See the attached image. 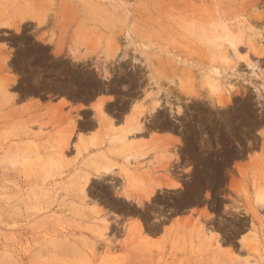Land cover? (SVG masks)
Here are the masks:
<instances>
[{
    "label": "rangeland",
    "instance_id": "1",
    "mask_svg": "<svg viewBox=\"0 0 264 264\" xmlns=\"http://www.w3.org/2000/svg\"><path fill=\"white\" fill-rule=\"evenodd\" d=\"M0 264H264V0H0Z\"/></svg>",
    "mask_w": 264,
    "mask_h": 264
},
{
    "label": "crops",
    "instance_id": "2",
    "mask_svg": "<svg viewBox=\"0 0 264 264\" xmlns=\"http://www.w3.org/2000/svg\"><path fill=\"white\" fill-rule=\"evenodd\" d=\"M101 101H103V102H107V104L108 103H110V101H106V100H101ZM99 102H100V100H99ZM141 132H145V133H147L148 134V136L146 137V138H151V139H156V140H159V139H169V138H171L169 135H168V133H165V132H160V131H158V132H156V131H153V129H151V128H147L146 129V131H144L143 129L141 130ZM177 148H175L174 147V151L176 150ZM152 159H154V160H156L157 161V165L159 164H164V159H159V157L158 156H155V157H153ZM153 160V162H156V161H154ZM159 160V161H158ZM145 164H148L147 162H145Z\"/></svg>",
    "mask_w": 264,
    "mask_h": 264
},
{
    "label": "bare ground",
    "instance_id": "3",
    "mask_svg": "<svg viewBox=\"0 0 264 264\" xmlns=\"http://www.w3.org/2000/svg\"><path fill=\"white\" fill-rule=\"evenodd\" d=\"M131 174V173H130ZM127 175H128V172H127ZM130 177V176H129Z\"/></svg>",
    "mask_w": 264,
    "mask_h": 264
}]
</instances>
